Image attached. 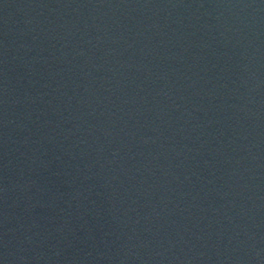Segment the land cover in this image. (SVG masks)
Instances as JSON below:
<instances>
[{
	"label": "water",
	"instance_id": "1",
	"mask_svg": "<svg viewBox=\"0 0 264 264\" xmlns=\"http://www.w3.org/2000/svg\"><path fill=\"white\" fill-rule=\"evenodd\" d=\"M169 0H0V215L83 124Z\"/></svg>",
	"mask_w": 264,
	"mask_h": 264
}]
</instances>
